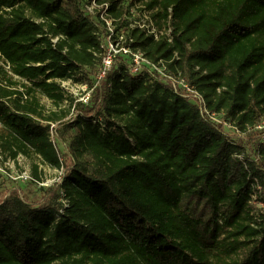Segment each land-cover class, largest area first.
I'll return each instance as SVG.
<instances>
[{
    "label": "trees",
    "instance_id": "trees-1",
    "mask_svg": "<svg viewBox=\"0 0 264 264\" xmlns=\"http://www.w3.org/2000/svg\"><path fill=\"white\" fill-rule=\"evenodd\" d=\"M87 1L0 0V154L63 173L41 203L4 192L0 264H264V131L240 143L204 113L264 120V0H97L204 104L123 58L98 79ZM136 5L171 42L130 29Z\"/></svg>",
    "mask_w": 264,
    "mask_h": 264
},
{
    "label": "built area",
    "instance_id": "built-area-1",
    "mask_svg": "<svg viewBox=\"0 0 264 264\" xmlns=\"http://www.w3.org/2000/svg\"><path fill=\"white\" fill-rule=\"evenodd\" d=\"M89 3H91L90 7L87 8L92 15L94 14V10L96 8L102 9V11L98 12L97 14V17H99V21L101 22L105 32L101 39L104 52L101 62V70L98 75L99 79L103 78L106 75V73L113 67L117 60L123 58L129 62V73L132 76L141 75L145 70L148 69L150 72L155 73L159 77L165 79V81L170 83L172 87H174L177 91H180L186 94V96H190L194 100H197L201 104H204L202 96L194 89V87H190L192 88L190 89L188 87V85L190 84H185L186 80H184V77L182 78L181 73L170 70L168 66L163 62L157 64L152 63L145 57L143 52L134 47V38L129 35L128 31L122 29L116 30L115 22H118V20H114L108 15V4L99 5L97 0H90ZM130 11L131 14L134 15V17L138 16V18L130 24L131 29H141L146 31L148 35H154L156 39L166 37L169 42L172 41L171 30L158 29V27L155 26V23L150 18L151 13L146 10L144 6H133L131 7ZM137 20L140 23L135 24ZM132 24L135 25L132 26ZM61 85L63 88L68 90L67 86L74 84H72L70 81H63L61 82ZM89 98L90 97L88 95L85 98L81 99V101L87 103ZM204 113L207 114L212 121L218 124H222L224 128L228 125L224 119H219L218 115L214 113L211 114L206 109H204ZM231 124L234 128V131L239 130L233 123ZM19 179L23 181H29L31 177L30 174L23 172L19 175Z\"/></svg>",
    "mask_w": 264,
    "mask_h": 264
},
{
    "label": "rangeland",
    "instance_id": "rangeland-1",
    "mask_svg": "<svg viewBox=\"0 0 264 264\" xmlns=\"http://www.w3.org/2000/svg\"><path fill=\"white\" fill-rule=\"evenodd\" d=\"M125 1L128 2L129 0H125ZM90 4L91 3H89V1L86 2L85 8H84L85 15L89 16L91 19L99 21V17H97V14L98 12L102 11V9L96 8L94 10V14L92 15L90 14L89 9L87 8V7H90ZM137 18L138 16L134 18L131 17L130 20L134 21ZM150 18H151V14H150ZM132 22H130V24ZM136 23H140V22L137 20L135 24ZM135 24H132V26H134ZM129 35H131V33H129ZM134 43H135V40H134ZM182 78H183V75H182ZM185 84L186 85L189 84L187 80ZM188 87L190 88L192 87V85H188ZM67 89L79 101H81V99L85 98L88 95L90 97V94H91V91H88V86L82 87L80 85H70V86H67ZM41 100H42L43 105L46 107L47 111L55 109V107L52 105V103L47 98L43 97ZM221 119H224V118H221ZM227 124L228 125L224 128L225 131L229 135L237 139V141L239 140L240 143H242V141L245 140L246 142H249L252 145L253 141H250V139L253 137V135L256 134L257 132L264 131V120L261 121L260 124H258L254 129H249L247 132L240 131V130L234 131L232 124L228 122ZM64 134L66 135V133ZM59 149L61 152L64 151V147L62 145L59 146ZM34 163H37L39 165V168H38V174L40 176L39 179L36 178L33 174V164ZM23 172L30 174L31 179L29 181H23L19 179V175L22 174ZM62 176H63V173L61 170L51 168L48 165L42 164L41 160L30 159L23 155H19L18 158L14 161V160L6 159L4 155L0 154V198L3 197L5 191L9 189L18 188L31 201L41 203L43 200V197L45 196L46 190L49 187H53L57 183H59L61 181Z\"/></svg>",
    "mask_w": 264,
    "mask_h": 264
}]
</instances>
